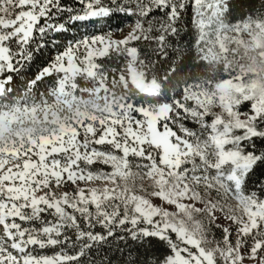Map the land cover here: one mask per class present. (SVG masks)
<instances>
[{
    "label": "snow or ice",
    "instance_id": "6c2138e0",
    "mask_svg": "<svg viewBox=\"0 0 264 264\" xmlns=\"http://www.w3.org/2000/svg\"><path fill=\"white\" fill-rule=\"evenodd\" d=\"M0 264H264V0H0Z\"/></svg>",
    "mask_w": 264,
    "mask_h": 264
},
{
    "label": "trees",
    "instance_id": "16d2710c",
    "mask_svg": "<svg viewBox=\"0 0 264 264\" xmlns=\"http://www.w3.org/2000/svg\"><path fill=\"white\" fill-rule=\"evenodd\" d=\"M240 3L244 6L246 10L249 3L254 4L258 8L260 0H240ZM97 26L99 27L100 25L98 24Z\"/></svg>",
    "mask_w": 264,
    "mask_h": 264
}]
</instances>
